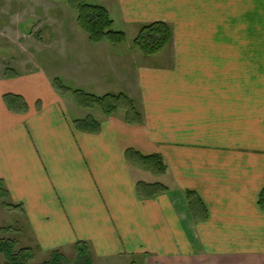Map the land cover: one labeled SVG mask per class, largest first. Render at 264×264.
Here are the masks:
<instances>
[{
	"label": "crops",
	"instance_id": "crops-1",
	"mask_svg": "<svg viewBox=\"0 0 264 264\" xmlns=\"http://www.w3.org/2000/svg\"><path fill=\"white\" fill-rule=\"evenodd\" d=\"M105 2L114 24L173 27L172 59L139 71L140 123L81 128L52 83L0 79V179L38 247L264 264V0Z\"/></svg>",
	"mask_w": 264,
	"mask_h": 264
},
{
	"label": "rangeland",
	"instance_id": "rangeland-1",
	"mask_svg": "<svg viewBox=\"0 0 264 264\" xmlns=\"http://www.w3.org/2000/svg\"><path fill=\"white\" fill-rule=\"evenodd\" d=\"M88 1L106 4V0ZM111 8L115 9L113 6ZM77 15V11L71 9L66 1L0 0V79L15 70L31 77L34 83L50 85L59 78L70 89H82L99 96L126 93L136 103L143 120L139 71L147 66H165L172 59L173 37L167 49L157 55L147 56L134 44V39L140 34L143 25L150 23L130 27L118 19L114 24L111 16L113 28L124 31L126 41L118 45L109 41L92 44L88 34L78 24ZM56 96L61 99L65 111L75 118L78 127L81 125L79 120L90 117L100 122L108 117L98 106H79L71 91H59ZM116 114L125 116V111L120 110ZM2 190L0 186V193H3ZM0 238L16 240L14 243L18 248L30 247L33 256L28 259V264L47 261L53 252L38 247L24 209L7 194L0 195ZM86 245L91 253L92 264H142L139 258L133 259V256L99 259L90 245ZM60 251L65 254L66 262H72L77 256L75 247ZM0 264H6V256L2 252Z\"/></svg>",
	"mask_w": 264,
	"mask_h": 264
},
{
	"label": "trees",
	"instance_id": "trees-1",
	"mask_svg": "<svg viewBox=\"0 0 264 264\" xmlns=\"http://www.w3.org/2000/svg\"><path fill=\"white\" fill-rule=\"evenodd\" d=\"M66 1L71 9L77 11V21L81 28L88 34V39L92 44H98L103 41H109L112 44L118 45L126 41V34L124 31L113 28V19L108 9L99 4L90 3L88 0H58ZM173 37L172 27L163 21H156L150 24H145L140 30L138 37L134 39V44L139 47L143 54L154 56L167 49ZM12 74L6 73V77H14L19 73L12 70ZM54 87L60 92L71 91L73 93L76 103L83 108H92L98 106L102 109L106 116H111L118 113L120 110L125 111V118L128 123H140L142 121L141 113L132 98L126 93H106L104 95H95L86 92L82 89H70L59 78L53 81ZM8 105L11 108L20 107L19 110L26 111L28 105L23 97L6 95ZM90 118V117H89ZM79 120V127L86 128L91 131H97L100 127V122H95L93 119ZM84 125V127H82ZM146 159H156L159 170L163 172L165 166L162 159L157 155L146 156ZM0 186L3 187V193L0 195H8V191L0 179ZM191 191L187 192V196L191 205L194 203ZM21 206V204H18ZM16 240L10 238H0V252L6 256V264H28L32 254V249L18 248L15 243ZM85 241H79L75 245L77 256L72 262H66V257L60 250H54L51 257L42 263L37 264H92L91 253L87 249ZM64 261L66 263H64Z\"/></svg>",
	"mask_w": 264,
	"mask_h": 264
}]
</instances>
